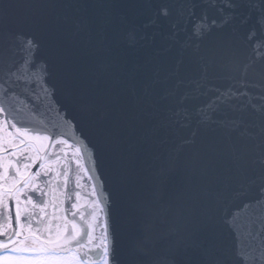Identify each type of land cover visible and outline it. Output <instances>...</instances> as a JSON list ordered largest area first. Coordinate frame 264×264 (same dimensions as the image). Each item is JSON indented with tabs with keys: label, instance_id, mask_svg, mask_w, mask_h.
I'll return each instance as SVG.
<instances>
[{
	"label": "water",
	"instance_id": "obj_1",
	"mask_svg": "<svg viewBox=\"0 0 264 264\" xmlns=\"http://www.w3.org/2000/svg\"><path fill=\"white\" fill-rule=\"evenodd\" d=\"M5 2L12 5L0 21L5 67L23 58L11 37L32 35L40 45L36 58L47 63L48 84L67 113L59 127L42 107L17 112L15 122L70 140L83 149L89 170L85 141L95 150L111 200L116 264H149L141 249L145 237L154 234L159 252L175 239L171 229L183 237L179 264H197L184 251L186 238L214 197L254 182L248 196L233 202L232 213L259 198L264 136L247 134L258 132L250 126L254 118L225 93L241 91V80L254 92L261 89L250 85L264 84V56L254 47L264 41L258 22L264 0L258 6L249 0ZM65 15L86 17L87 29L73 36L75 25L60 19ZM237 119L240 126H231ZM223 239L233 251L239 246L231 228Z\"/></svg>",
	"mask_w": 264,
	"mask_h": 264
},
{
	"label": "snow or ice",
	"instance_id": "obj_2",
	"mask_svg": "<svg viewBox=\"0 0 264 264\" xmlns=\"http://www.w3.org/2000/svg\"><path fill=\"white\" fill-rule=\"evenodd\" d=\"M260 2L249 0L257 6ZM11 6L0 0V21ZM60 19L75 25L73 36L88 27L87 18L83 16L65 15ZM258 22L264 26V14L258 17ZM255 35L253 30L249 39ZM11 38L18 45L14 51L23 58L18 62L9 60L5 67L4 57L0 55V264H116L109 220L111 200L98 171L95 150L85 141L91 161V169L85 171L94 199L88 202L85 198L83 224L69 223L55 162L46 151L47 135L32 133L15 122L17 112L42 107L44 114L59 127L66 121L67 113L56 100L55 88L48 84L47 63L36 58L39 42L21 32ZM254 47L257 57L264 56V52L259 51L264 48V41H257ZM250 66H244L242 75L248 74ZM261 79L264 80V74ZM240 83L241 91H230L225 97L238 101L239 110L254 118L255 123L250 126L256 127L258 132L247 134L253 139L257 135L264 136V84L250 85L261 89L254 92L244 86V80ZM230 123L239 127L241 120ZM258 160L264 165V152L259 154ZM37 165L38 170H34ZM259 180V198L243 204L236 213L231 211L233 202L248 196L254 182L241 184V192L214 197V204L204 211L201 224L186 238L184 251L195 255L197 264H229L230 261L239 264L240 259L243 264H264V176ZM33 193L44 199L37 202ZM228 228L239 240L234 251L224 243L223 234Z\"/></svg>",
	"mask_w": 264,
	"mask_h": 264
},
{
	"label": "flooded vegetation",
	"instance_id": "obj_3",
	"mask_svg": "<svg viewBox=\"0 0 264 264\" xmlns=\"http://www.w3.org/2000/svg\"><path fill=\"white\" fill-rule=\"evenodd\" d=\"M35 133V132H32ZM49 158L55 162L56 178L60 181V189L66 199V214L69 223L75 221L83 224L81 214L85 198L93 201L91 181L87 178L85 165L77 146L68 139L54 138L46 141ZM34 170H38V165ZM37 202L44 198L37 193L32 194Z\"/></svg>",
	"mask_w": 264,
	"mask_h": 264
},
{
	"label": "clouds",
	"instance_id": "obj_4",
	"mask_svg": "<svg viewBox=\"0 0 264 264\" xmlns=\"http://www.w3.org/2000/svg\"><path fill=\"white\" fill-rule=\"evenodd\" d=\"M210 209V208H209ZM200 220L194 221L196 226L201 224ZM170 234L175 237L168 246L159 252H154L156 237L149 233L143 243L141 244L142 251L149 256V264H179L177 256L179 254L183 237L179 234L177 229H171Z\"/></svg>",
	"mask_w": 264,
	"mask_h": 264
}]
</instances>
